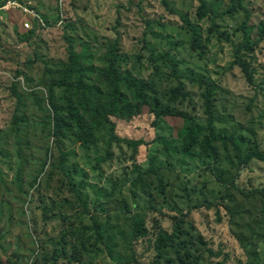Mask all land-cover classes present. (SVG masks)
Listing matches in <instances>:
<instances>
[{"label":"rangeland","instance_id":"1","mask_svg":"<svg viewBox=\"0 0 264 264\" xmlns=\"http://www.w3.org/2000/svg\"><path fill=\"white\" fill-rule=\"evenodd\" d=\"M9 1L32 14L5 8ZM234 2L258 39L264 0H0L2 264H264V195L244 197L231 187L264 190V162L238 173L236 150L220 143L217 159L183 156L184 119H157L125 84L124 103L109 115L117 54L121 76L141 81L152 106L201 124L207 87L191 78L214 84L217 133L234 136L242 156L264 154V39L253 51L240 47L244 10L219 16ZM71 48L82 84L54 87ZM52 105L68 122L79 116L95 144L69 137L60 148ZM119 139L143 145L135 152ZM186 214L162 260L151 237L132 241L137 222L171 234Z\"/></svg>","mask_w":264,"mask_h":264},{"label":"trees","instance_id":"2","mask_svg":"<svg viewBox=\"0 0 264 264\" xmlns=\"http://www.w3.org/2000/svg\"><path fill=\"white\" fill-rule=\"evenodd\" d=\"M203 7H205L206 10H210L214 13L216 12V8L211 7L207 3H203ZM240 9H243V7H237L236 3L234 2L233 6L228 11L223 12L219 16L227 13H237V11ZM243 10L246 13V16L241 27L244 35V40L240 44V47L245 51H253L254 48H256L259 44V41L264 39V26L260 28L259 32L256 35L258 39L252 41L250 29L247 27L248 15L245 9ZM119 57L120 56H118L117 54H114V58L109 69V77L115 94L113 109L109 112V115H111V117L116 116L119 106L122 105L125 101V95L119 88V86L125 84L135 92L136 98L138 100H141L143 103H145V105H149L151 107V111L155 114L157 119L165 116H180L184 119V127L179 132V148L183 156L187 158H193L198 152L206 158L217 159L219 157L217 144L220 143L226 147L231 145L236 150L237 160L240 166L238 173H241L246 168L247 164L252 161L264 162V154L262 152L250 149L244 154V156H242L240 146L238 145L237 139L234 136H227L225 134L217 133L214 126L215 120L212 111L213 90L215 89L214 84L208 82L204 78H191L194 81L201 82L207 87V92L205 94L206 119L205 123L201 124L196 120V118L189 116L186 113H171L169 111L152 106L143 92V83L141 81L136 80L129 75L121 76L117 69V61L119 60ZM234 64L241 68L244 75L251 82L250 77L247 73L245 62L240 57L236 56ZM58 67H61L59 72L60 79L54 84V87L61 88L67 83L73 82L74 79H77V82L79 84H82V68L80 59L78 53L74 49L71 48L70 50L69 61L67 63H60ZM52 90H54V88ZM52 107L55 113L52 128L53 137L55 138L57 145L60 148H62L61 140L63 138L67 139L69 137H74L77 142L81 143L85 147L95 144V137L92 133V129L85 125L79 116L73 117V120L71 122H68L64 118V115L60 113V111L54 105H52ZM71 113L73 114V112ZM106 121L110 122L109 117L106 118ZM119 142L135 152H137L143 145L142 142H137L129 139H119ZM68 156V154L63 153L61 159L62 165L67 162ZM231 187H234L244 197H249L253 194L264 195V190L255 189L246 192L237 186L236 181L233 182ZM77 195L79 196L78 193ZM187 218L188 214L180 216V218L174 220L172 224L171 234H169L168 232H157V234L149 233L147 227L144 225V222H137L132 241L138 242L140 240H146L151 237L150 242L152 243L153 241H155L154 249L156 252V257L158 260H162L167 254V249L175 245L178 239L183 234V226L187 225ZM0 264L2 263L0 262ZM237 264L243 263L238 262Z\"/></svg>","mask_w":264,"mask_h":264},{"label":"built area","instance_id":"3","mask_svg":"<svg viewBox=\"0 0 264 264\" xmlns=\"http://www.w3.org/2000/svg\"><path fill=\"white\" fill-rule=\"evenodd\" d=\"M10 6H17L18 8L22 9L24 11L25 14H32V12L28 11L29 9L27 7H22L20 4H16L15 2L9 1L7 2V4L5 5V8L10 7ZM24 28H29V24L28 23H24L23 24Z\"/></svg>","mask_w":264,"mask_h":264}]
</instances>
